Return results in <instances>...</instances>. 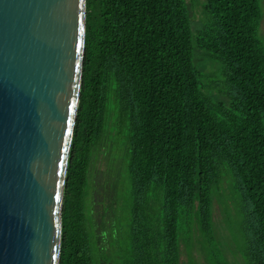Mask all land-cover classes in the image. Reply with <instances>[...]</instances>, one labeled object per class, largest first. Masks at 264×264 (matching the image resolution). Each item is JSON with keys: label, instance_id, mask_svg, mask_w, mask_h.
Instances as JSON below:
<instances>
[{"label": "trees", "instance_id": "1", "mask_svg": "<svg viewBox=\"0 0 264 264\" xmlns=\"http://www.w3.org/2000/svg\"><path fill=\"white\" fill-rule=\"evenodd\" d=\"M261 3L206 0L198 43L223 65L224 77L213 86L226 104L203 91L186 0H87L60 264L102 259L87 202L92 153L105 132L111 94L127 119L122 264H180L181 240L190 239L194 226L213 262L227 264L213 229V194L224 172L239 198L235 243L246 264H264Z\"/></svg>", "mask_w": 264, "mask_h": 264}, {"label": "water", "instance_id": "2", "mask_svg": "<svg viewBox=\"0 0 264 264\" xmlns=\"http://www.w3.org/2000/svg\"><path fill=\"white\" fill-rule=\"evenodd\" d=\"M87 0H0V264H60Z\"/></svg>", "mask_w": 264, "mask_h": 264}, {"label": "rangeland", "instance_id": "3", "mask_svg": "<svg viewBox=\"0 0 264 264\" xmlns=\"http://www.w3.org/2000/svg\"><path fill=\"white\" fill-rule=\"evenodd\" d=\"M194 31L195 65L202 74L203 91L215 102L226 98L213 86L223 79V65L207 56L198 43L199 31L207 22L206 0H186ZM259 38L264 47V0ZM129 123V120H128ZM127 119L116 106L114 94L110 96V109L102 138L95 145L90 167V193L87 213L92 219L100 249L99 264H122V248L126 246L123 216V196L129 193L130 178L127 172ZM239 198L229 174L216 186L213 194V229L215 238L227 264H246L233 236L240 222ZM92 210V212H91ZM121 252V253H120ZM119 256H116V254ZM121 259V260H120ZM180 264H215L207 240L193 227L190 239L181 240Z\"/></svg>", "mask_w": 264, "mask_h": 264}, {"label": "flooded vegetation", "instance_id": "4", "mask_svg": "<svg viewBox=\"0 0 264 264\" xmlns=\"http://www.w3.org/2000/svg\"><path fill=\"white\" fill-rule=\"evenodd\" d=\"M87 205H88V208H91L90 207V205H91V203L90 202H87ZM91 212H92V210H91ZM92 219H90V221H91ZM92 222V221H91ZM93 227H94V225H92ZM95 228V227H94Z\"/></svg>", "mask_w": 264, "mask_h": 264}]
</instances>
